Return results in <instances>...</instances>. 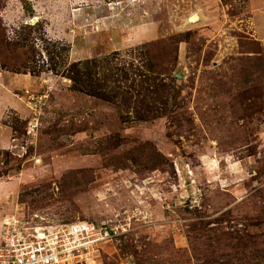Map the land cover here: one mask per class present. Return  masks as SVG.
Instances as JSON below:
<instances>
[{
    "label": "rangeland",
    "instance_id": "374dc122",
    "mask_svg": "<svg viewBox=\"0 0 264 264\" xmlns=\"http://www.w3.org/2000/svg\"><path fill=\"white\" fill-rule=\"evenodd\" d=\"M0 16L22 62L0 60V241L8 217L111 219L137 254L89 264H264V96L206 80L247 41L264 54L259 0H0ZM236 230L245 249L218 236Z\"/></svg>",
    "mask_w": 264,
    "mask_h": 264
},
{
    "label": "built area",
    "instance_id": "2783aa9c",
    "mask_svg": "<svg viewBox=\"0 0 264 264\" xmlns=\"http://www.w3.org/2000/svg\"><path fill=\"white\" fill-rule=\"evenodd\" d=\"M20 222L15 217L3 220L0 264H89L104 246L117 248L133 236L130 223L123 226L111 219L37 226Z\"/></svg>",
    "mask_w": 264,
    "mask_h": 264
},
{
    "label": "trees",
    "instance_id": "16d2710c",
    "mask_svg": "<svg viewBox=\"0 0 264 264\" xmlns=\"http://www.w3.org/2000/svg\"><path fill=\"white\" fill-rule=\"evenodd\" d=\"M1 17V16H0ZM5 24L3 23L2 19L0 18V60L3 61V63L6 64H15L20 67L22 62L20 57H15L14 49H12L9 45H6L4 43V36H5ZM247 44L250 45L249 49L246 50L244 53L246 55L241 56L237 59V62H235V65L232 66L231 68V74H219V77H216L211 71H208L206 73V80L211 83L212 89L214 90H219L220 88H226V90H229V85H231V90L233 88L237 89L238 97L241 101L243 100H248V99H253V96L259 97L260 95L264 96V54L261 53V49L259 48V44L257 41L250 40L246 42ZM245 43V44H246ZM155 44L161 45L162 52L165 54L166 49L168 47V44L166 42L162 41H156ZM20 59L19 62L16 60ZM27 57H25V60ZM157 68V67H156ZM160 70V68L158 67ZM225 77V79H224ZM229 84V85H228ZM228 92V91H227ZM230 94V93H229ZM261 102H257L253 104H250L251 106L255 107H260L262 108V105H264V100ZM242 116H247L250 118L249 114H243ZM259 190V189H257ZM196 224V223H194ZM197 224H203L202 220H198ZM236 233L233 234L231 232H221L218 236H223L224 234H228L230 237L237 238V246L240 247L241 249H245V243L243 242L242 239L245 236L242 234L240 236L239 231L236 230ZM259 236H264V232L261 234H256L254 237H259ZM216 239V238H215ZM250 242H255V240H251ZM256 243V242H255ZM263 243V241H261ZM121 250V252H126L129 251L130 253L137 254V251L134 250V248H131L130 245H126V243L120 245L117 247ZM213 259V258H211ZM209 260L208 262H210ZM142 257L137 258L136 264H142Z\"/></svg>",
    "mask_w": 264,
    "mask_h": 264
},
{
    "label": "crops",
    "instance_id": "0c3cea01",
    "mask_svg": "<svg viewBox=\"0 0 264 264\" xmlns=\"http://www.w3.org/2000/svg\"><path fill=\"white\" fill-rule=\"evenodd\" d=\"M259 1H260V3H262L264 5V0H259ZM0 243H1V241H0Z\"/></svg>",
    "mask_w": 264,
    "mask_h": 264
},
{
    "label": "bare ground",
    "instance_id": "6f19581e",
    "mask_svg": "<svg viewBox=\"0 0 264 264\" xmlns=\"http://www.w3.org/2000/svg\"><path fill=\"white\" fill-rule=\"evenodd\" d=\"M33 20H35V19H33Z\"/></svg>",
    "mask_w": 264,
    "mask_h": 264
}]
</instances>
